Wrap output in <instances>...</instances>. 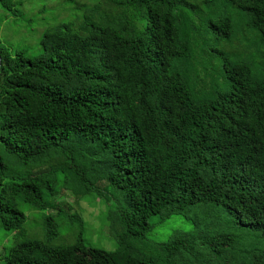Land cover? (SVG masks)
I'll list each match as a JSON object with an SVG mask.
<instances>
[{
  "label": "trees",
  "instance_id": "1",
  "mask_svg": "<svg viewBox=\"0 0 264 264\" xmlns=\"http://www.w3.org/2000/svg\"><path fill=\"white\" fill-rule=\"evenodd\" d=\"M213 1L108 0L132 34L82 16L43 32L36 56L0 43V264H236L216 260L233 239L209 237L207 206L257 234L240 264H264V53L247 55L252 41L264 49V0H225V13L198 19ZM19 7L0 0L11 16ZM181 18L227 84L206 101L174 69L189 50ZM208 35L234 52L209 46ZM102 181L118 199L102 212L114 250L79 235L57 248L21 238L20 205L45 210L56 186L97 199ZM171 215L191 229L153 245V256L131 253L150 216ZM44 230V240L55 234L51 218Z\"/></svg>",
  "mask_w": 264,
  "mask_h": 264
},
{
  "label": "rangeland",
  "instance_id": "2",
  "mask_svg": "<svg viewBox=\"0 0 264 264\" xmlns=\"http://www.w3.org/2000/svg\"><path fill=\"white\" fill-rule=\"evenodd\" d=\"M107 1L14 0L20 3L14 16L0 9V43L8 49H19L25 51L28 56H36L41 53L39 40L43 32L60 22H69L74 25L82 16L92 17L105 32L121 29L132 34L125 18L122 17L123 10ZM227 7L225 0H214L209 6L201 9L196 16L200 20L215 18L225 13ZM177 29L180 39L188 44L189 50L187 56L178 61L174 69L181 74L196 102L209 100L217 91L227 87L219 72L220 62L218 58L202 57L199 44L185 19H180ZM207 41L209 46L224 52L235 50L236 43L216 41L211 35L207 36ZM252 43L254 45L247 52L248 56L264 53V49L255 45L256 40ZM243 46L244 44L242 48ZM40 170H34L33 173ZM96 187L101 192L97 199H93V195L76 198L67 190L56 186L54 195L49 198V205L45 210H25V207L20 205L25 217L21 238L38 240L49 247L57 248L72 244L79 235L84 246L105 251L114 250L116 241L109 234L108 220L102 212L105 205L115 203L117 198L112 193L110 196L105 182H98ZM206 209L212 211V214L201 218H204L202 223L209 227L208 235H211L209 237L225 235L233 239L232 245L218 249L221 255L216 260L240 264L244 260V252L256 248L257 234L247 229L244 223L238 225L233 223L234 215L220 213V208L217 206L202 208L203 211ZM69 216H79L82 224L78 226L75 220L69 219ZM46 218H51L55 225V234L48 240H44ZM147 223L148 229L143 237L130 243L132 254L142 257L153 256V245L164 242L173 233H186L191 229L189 220L181 215H171L162 221L157 216H150ZM1 236L2 234L0 238ZM214 247H218V244Z\"/></svg>",
  "mask_w": 264,
  "mask_h": 264
}]
</instances>
